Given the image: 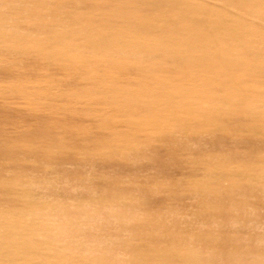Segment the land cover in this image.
Instances as JSON below:
<instances>
[{
	"label": "rangeland",
	"instance_id": "obj_1",
	"mask_svg": "<svg viewBox=\"0 0 264 264\" xmlns=\"http://www.w3.org/2000/svg\"><path fill=\"white\" fill-rule=\"evenodd\" d=\"M44 200L131 216V264H264V0H0V264H60Z\"/></svg>",
	"mask_w": 264,
	"mask_h": 264
},
{
	"label": "clouds",
	"instance_id": "obj_2",
	"mask_svg": "<svg viewBox=\"0 0 264 264\" xmlns=\"http://www.w3.org/2000/svg\"><path fill=\"white\" fill-rule=\"evenodd\" d=\"M133 219L111 203L44 200L21 214L28 240L59 258L60 264H131L122 246Z\"/></svg>",
	"mask_w": 264,
	"mask_h": 264
}]
</instances>
